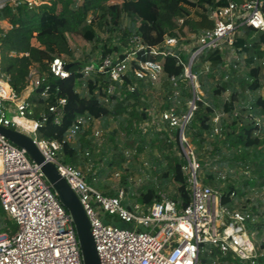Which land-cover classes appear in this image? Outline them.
<instances>
[{
    "label": "trees",
    "instance_id": "16d2710c",
    "mask_svg": "<svg viewBox=\"0 0 264 264\" xmlns=\"http://www.w3.org/2000/svg\"><path fill=\"white\" fill-rule=\"evenodd\" d=\"M41 1L43 4L30 7L26 0H20L18 6L6 4L0 9V72L19 97L28 86L32 68L49 77V66L54 58L70 57L66 60L71 65L70 76L67 79L51 77L48 84L35 90L28 99L34 119H41L43 115L47 117L46 124L38 132L40 138L62 143L58 156L62 165L87 172L86 165L92 162L93 169L88 170L89 180L95 179L98 163L105 162L114 173L129 162L125 149L119 145L120 136H124L126 148L135 151V156L142 154L150 144L161 153V158L156 160V182H151L139 194V204L149 207L160 201L161 194H166L180 207H186L190 203V192L187 176L182 170L186 160L180 145V130L157 118L153 123V112L158 116L175 106H178V112L188 108L194 94L184 77V65L180 59L188 62L189 55L181 52L162 59L151 55L149 50L161 44L167 35H177L175 22L179 19L184 20L192 33L214 28L210 11L226 6L228 1ZM234 1L241 3L243 0ZM3 22L8 26L4 27ZM239 31L235 41L236 62L230 67L226 66L223 54L218 50L205 52L195 60L192 71L198 77L200 100L196 101L197 110L185 128V136L202 165L198 177L205 185L218 190L221 203L230 208L244 199L245 189L259 187L262 190L264 187V96L260 94L263 88L264 35L248 26H241ZM68 36L90 49L83 60L75 59V49ZM135 37L142 40L147 50L136 51L132 68L146 61H162L164 64L166 77L161 82L162 105L157 111L152 110L147 101V91L152 83L127 76L122 84H116L101 72L89 78H84L82 73L84 66L91 61V54L100 53L106 57L124 49L134 52L130 42ZM241 59L247 69L243 76L239 75ZM172 77L182 91L179 96L175 95ZM114 84L117 92L109 94V88ZM130 87L135 90L131 91ZM45 92L46 97L43 96ZM227 93L228 97L224 98ZM60 99H65L66 105L62 108L60 122L56 123V115L50 112V108L58 106ZM218 113L222 116L216 134L214 118ZM81 117L87 120V125L78 132L74 142H67L68 131ZM109 119L117 120L119 128L110 134L114 147L105 151L94 141V134L106 130ZM87 150H90L89 157L85 156ZM239 169L249 172L244 175H250L242 187L237 185L232 173ZM122 178L127 181L126 176ZM129 189L125 187V190ZM232 193H235L234 198H231ZM247 204L248 201L244 207ZM251 210L257 212L259 208L254 204ZM253 229L259 237L264 229V216ZM261 248L264 250V240ZM212 255L220 264H239L231 255L220 258L216 249L212 250ZM260 261L264 264V257ZM201 263L213 264V261L202 259Z\"/></svg>",
    "mask_w": 264,
    "mask_h": 264
},
{
    "label": "built area",
    "instance_id": "2783aa9c",
    "mask_svg": "<svg viewBox=\"0 0 264 264\" xmlns=\"http://www.w3.org/2000/svg\"><path fill=\"white\" fill-rule=\"evenodd\" d=\"M26 1L30 7L43 4L35 0ZM227 1L226 6L209 13L214 28L198 33L188 32L184 20L179 19L175 22L177 35H167L161 44L149 50L151 55L162 59L180 55L181 52L189 55L188 62L180 59L184 65V77L191 84L194 94L188 108L178 112V106H175L158 116L153 112V123L157 118L180 130V145L186 160L182 170L187 176L190 192V203L186 207H180L166 194H161L160 201L149 207L139 203L126 207L123 204L124 190L117 196L105 195L88 183L81 168L58 162L62 143L39 137L38 132L46 124L47 117L43 115L41 119H34L28 99L35 90L48 84L51 77L67 79L70 76L69 64L63 57L52 60L49 77L42 76L35 67L31 69L26 96L19 97L0 72V126L29 136L45 160L56 166L61 177L75 192L89 219L100 264H202L205 244L216 249L220 258L231 255L240 264H261L264 250L253 227L261 222L263 215L237 203L233 208L222 204L221 193L201 183L198 172L202 165L185 136V128L197 110L196 101L200 100L198 77L192 71L198 56L218 50L223 54L226 66L230 67L234 62L228 63L227 58L230 54L236 55L235 41L241 26H248L264 35V0ZM19 2L0 0V9L6 4L18 6ZM180 30L186 35H181ZM130 43L134 52L124 49L106 57L98 53L84 66V78L101 72L116 84H122L127 76L153 85L162 82L166 77L162 61L139 62L137 67L132 68L136 51L147 50V47L139 37L131 39ZM234 67L237 68V65ZM171 81L176 87L175 95H181L176 79L172 77ZM130 90L134 91L135 87H130ZM116 91L114 84L108 93ZM43 96L46 97L47 93ZM65 105L66 100L60 99L58 106L50 108V112L56 115V123L60 122ZM221 116L218 113L214 118L216 134L219 133ZM86 125L85 118H78L68 131L66 141L74 142L78 132ZM101 135L100 131H96L94 137ZM85 156H90V150ZM248 173L244 171V174ZM222 177L225 178V175ZM234 197L235 193H232L231 198ZM0 209L16 224V231L3 232V227L7 231L9 227L3 224L0 215V264H84L73 218L49 185L41 166L30 159L25 149L16 147L1 134ZM98 210L116 216L132 227L120 228L106 223L99 218ZM213 264L220 263L216 259Z\"/></svg>",
    "mask_w": 264,
    "mask_h": 264
},
{
    "label": "rangeland",
    "instance_id": "374dc122",
    "mask_svg": "<svg viewBox=\"0 0 264 264\" xmlns=\"http://www.w3.org/2000/svg\"><path fill=\"white\" fill-rule=\"evenodd\" d=\"M38 4H41V0H35ZM133 21L138 23V20L136 18H133ZM3 26L7 27L8 25L3 22ZM181 35H186L183 31H181ZM189 32V29H188ZM68 40L71 43L72 47L75 49V59L76 60H83L84 55L86 53H89L90 49L84 48L81 44L78 43L76 39H74L72 36H68ZM98 53L91 54L92 58H96ZM236 55L230 54L228 56V63L236 62ZM65 60H70V57L63 56ZM239 75L243 76L246 72V67L242 59L240 60L239 64ZM263 88L261 90V95L264 96V66H263ZM161 82H158L154 84L150 89L147 91V101L150 104L152 110L157 111L158 108L162 105V86ZM117 92V91H116ZM182 92V91H181ZM202 94H205L204 91H202ZM26 96V92L24 93ZM228 97V93L224 95V98ZM10 115V113H9ZM8 115V116H9ZM108 128L106 130H103L102 135L95 138L94 141L99 144L100 149H105V151H110L114 144L110 140V134L113 130L119 128V123L117 120L109 119L108 121ZM40 137V136H39ZM151 138V136H150ZM119 145L125 149L126 156L129 159V162L126 163L123 166L122 170H118L114 173L110 172L109 168L106 166L105 162L98 163L97 167V175L95 176L94 180H89L87 177L88 183L96 190L108 195V196H117L121 190H124L125 192V198H124V206L126 207H133L136 203H139V194L143 192L146 187L151 182H156V176L154 173V170L156 168V160L161 158V153L157 150V148L152 147L150 144L147 145L145 151L135 156V151L126 148V139L124 136H120L118 138ZM262 150L264 151V146L262 147ZM99 159V157H97ZM59 161V157L57 158ZM87 172L81 170L83 173L88 176V170L93 169V163L90 162L86 165ZM100 171H103L100 174ZM123 176L127 177V181H123ZM250 175H244V172L242 169H239L238 171H235L233 173V179L236 181L238 186H244L242 183L245 180V178H248ZM202 184H204L203 181H201ZM128 186L130 189L129 191L125 190V187ZM246 194L244 195V199L241 201H238L237 204L240 207H244L243 205L246 201H248L247 207L251 208V206L256 204L259 208L257 211L258 214L261 213V215L264 216V192L259 189V187H255L253 189L247 188L245 189ZM0 215L2 217L3 224H7L9 227V230L7 231L6 228L3 227V232H8L10 230L16 231V224L11 219V217L4 213L2 209H0ZM98 216L100 219H102L106 223H112L117 225L120 228H130L132 227L130 224H126L119 220L116 216L110 215L102 210H98ZM263 221V220H262ZM258 241L262 242L264 240V229L260 236L258 237ZM203 249L205 252L201 255V260L206 259L207 261L211 262L214 261V255H212L213 247L210 244L203 245ZM240 264V262H238Z\"/></svg>",
    "mask_w": 264,
    "mask_h": 264
},
{
    "label": "water",
    "instance_id": "95a60500",
    "mask_svg": "<svg viewBox=\"0 0 264 264\" xmlns=\"http://www.w3.org/2000/svg\"><path fill=\"white\" fill-rule=\"evenodd\" d=\"M70 67L71 65L69 64L67 69H70ZM0 134L5 136L16 147L25 149L30 159L41 166L49 185L56 193L61 204L73 218L77 238L81 248L83 263L100 264L95 242L90 230L89 219L79 198L68 185L66 180L61 177L56 166L45 160L29 136L2 126H0Z\"/></svg>",
    "mask_w": 264,
    "mask_h": 264
},
{
    "label": "crops",
    "instance_id": "0c3cea01",
    "mask_svg": "<svg viewBox=\"0 0 264 264\" xmlns=\"http://www.w3.org/2000/svg\"><path fill=\"white\" fill-rule=\"evenodd\" d=\"M3 24V23H2Z\"/></svg>",
    "mask_w": 264,
    "mask_h": 264
}]
</instances>
